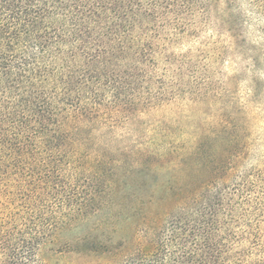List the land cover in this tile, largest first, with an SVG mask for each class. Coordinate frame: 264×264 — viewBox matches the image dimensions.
Returning <instances> with one entry per match:
<instances>
[{
  "label": "trees",
  "instance_id": "1",
  "mask_svg": "<svg viewBox=\"0 0 264 264\" xmlns=\"http://www.w3.org/2000/svg\"><path fill=\"white\" fill-rule=\"evenodd\" d=\"M196 8L210 11L205 0H0V264H57L44 244L88 213L110 164L127 162L114 136L176 101L171 80L189 81L174 48Z\"/></svg>",
  "mask_w": 264,
  "mask_h": 264
},
{
  "label": "rangeland",
  "instance_id": "2",
  "mask_svg": "<svg viewBox=\"0 0 264 264\" xmlns=\"http://www.w3.org/2000/svg\"><path fill=\"white\" fill-rule=\"evenodd\" d=\"M205 1L174 48L189 81L171 80L176 101L114 136L127 162L110 164L88 213L44 244L54 263L177 264L190 251L189 264H264V0Z\"/></svg>",
  "mask_w": 264,
  "mask_h": 264
}]
</instances>
